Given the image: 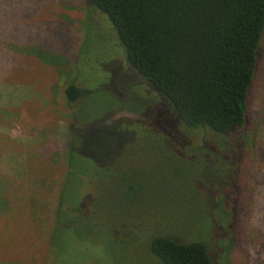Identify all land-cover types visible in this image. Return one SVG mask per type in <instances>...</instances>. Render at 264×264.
Masks as SVG:
<instances>
[{
	"label": "rangeland",
	"instance_id": "obj_1",
	"mask_svg": "<svg viewBox=\"0 0 264 264\" xmlns=\"http://www.w3.org/2000/svg\"><path fill=\"white\" fill-rule=\"evenodd\" d=\"M105 19L85 0H0V264L54 263L47 239L72 152L79 160L105 161L132 147L140 160L136 171L162 180L166 158L155 149V133L171 137L174 150L187 157L172 161L174 174L164 178L161 190L142 179L144 189L126 208L135 213L130 226L138 232L113 237L103 226L85 229L80 233L85 244L71 247L67 264L85 255L97 264H159L144 245L152 233L202 242L215 264H264V31L244 127L227 138L232 155L220 153L213 162L216 173H204L219 186L213 190L192 179L187 164L194 152L206 158L215 153L213 140H205L211 136L192 131L191 139L198 141L190 152V143L169 125L172 113L164 102L153 96L145 101L148 87L125 62ZM68 82L84 92L71 106L63 96ZM204 143L211 150L201 151ZM225 158L235 171L231 220L226 173L219 169ZM159 193L171 194L175 203L154 198ZM202 193L211 216L218 205L224 211L214 219L217 226L201 217Z\"/></svg>",
	"mask_w": 264,
	"mask_h": 264
},
{
	"label": "trees",
	"instance_id": "obj_2",
	"mask_svg": "<svg viewBox=\"0 0 264 264\" xmlns=\"http://www.w3.org/2000/svg\"><path fill=\"white\" fill-rule=\"evenodd\" d=\"M85 2L105 16L125 62L148 87L146 90L150 94H146L145 101L153 96L164 102L172 113L169 125L181 135L183 143H190V152L195 151L198 141L191 139L192 131L199 130L211 136L205 140L207 143L213 140L215 153L208 152L209 157L206 158L194 152L187 164L196 177L192 179L208 185L209 189L214 190L216 186L219 189L218 185L204 179V173H216L213 162L220 153L232 155L233 150L230 153L227 148L231 145L227 138L244 127L249 89L255 76L258 48L264 31V0ZM83 93L72 82L63 88L65 102L70 106ZM152 140L156 142L155 149L165 153L164 178L170 179L175 168L172 161L185 159L187 154L174 150V141L168 135L155 133ZM255 145L253 140L250 146L253 155ZM204 146L205 143L200 147L203 152L210 148L207 146L205 149ZM131 148L126 150V154L116 152L113 158L108 157L105 161L98 158L79 160L76 152H72L64 163V175L58 186L47 239L48 252L54 260L51 264L69 262L71 247L85 244L86 238L80 235L85 229L103 226L113 237L115 233L133 237L138 232L139 228L135 232L130 226L135 221V213H127L126 208L131 205L132 196L144 189L142 179L157 191L161 190L164 178H143L140 170L136 171L140 160L133 158ZM225 165L230 168V173L225 171ZM228 165L230 163L225 158L219 169L228 174L222 178L223 187L230 193L227 214L231 220L235 171L234 166ZM206 193L199 194L198 206H203L201 217L209 222L210 227L217 226L214 219L224 216V211L218 205L220 216L217 213L215 217L211 216L205 209ZM167 197L170 203H175L176 199L171 194L159 193L154 198L164 202ZM144 245L159 264H215L204 243L199 241L181 242L161 233H152ZM76 264H97V261L85 255Z\"/></svg>",
	"mask_w": 264,
	"mask_h": 264
}]
</instances>
